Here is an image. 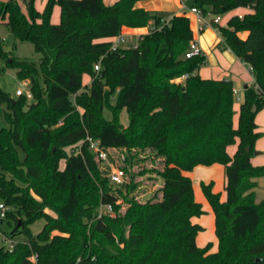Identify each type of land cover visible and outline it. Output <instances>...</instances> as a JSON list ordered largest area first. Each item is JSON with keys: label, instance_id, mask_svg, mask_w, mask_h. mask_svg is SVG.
<instances>
[{"label": "trees", "instance_id": "trees-1", "mask_svg": "<svg viewBox=\"0 0 264 264\" xmlns=\"http://www.w3.org/2000/svg\"><path fill=\"white\" fill-rule=\"evenodd\" d=\"M137 1L47 0L43 11L36 0L0 1V19L41 54L37 63L7 57L0 47V58L31 81L33 93L32 99L12 97L0 87L9 123L0 126V200L13 208L4 230L24 236L13 251L0 247V264H264V199L256 190L264 165L252 162L264 135L256 122L264 108V0L192 5L204 14L244 9L218 27L225 46L255 78L245 90L237 125L233 81L202 78L204 53L185 57L194 39L190 18L174 15L166 23L165 15L136 7ZM55 6L61 10L58 23L52 21ZM151 21L137 45L112 49L109 39L124 27H147ZM85 74L92 77L89 87ZM123 110L127 127L119 121ZM87 136L103 148L151 149L163 163L157 171L163 180L159 196L141 201L132 195L137 183L129 181L128 207L120 212L115 187L125 184L102 175ZM215 164L225 168V198L214 181L201 183L215 218L213 250L212 242L197 243L204 227L195 218L206 211L189 173ZM107 203L117 214L99 217ZM42 218L44 227L34 236L31 225Z\"/></svg>", "mask_w": 264, "mask_h": 264}, {"label": "rangeland", "instance_id": "rangeland-1", "mask_svg": "<svg viewBox=\"0 0 264 264\" xmlns=\"http://www.w3.org/2000/svg\"><path fill=\"white\" fill-rule=\"evenodd\" d=\"M7 1V0H0ZM47 0H36L35 7L36 9L43 11L46 5ZM186 4L190 5V0H186ZM53 21L60 22V17H55L56 9L54 8ZM232 13H227L224 17L223 24L227 21L229 16ZM59 20V21H58ZM54 22V23H57ZM194 26V23L192 24ZM192 26V27H193ZM0 47H2L7 52V57L17 56L22 60H29L39 62L41 54L35 51L33 43L29 41H20L14 37L8 26L0 19ZM89 76H84V84L89 87ZM184 81V80H182ZM0 87L6 92L10 93L12 97H16V91L22 89L24 91L31 90V81L22 80L18 76V70L16 67L7 65L5 59L0 58ZM241 100L235 99L234 101V123L238 124V115L240 110V105L244 100L243 93L239 94ZM110 103L112 105L116 104V95L111 94L108 96ZM6 105L0 106V126L8 127L9 123L5 116ZM259 118L263 121L262 128H264V108L261 109ZM120 123L127 127L128 124V114L126 110H123L120 113L119 117ZM264 131V130H263ZM237 149V145H231L229 147V153L233 155ZM256 150L262 152V155L254 157V163L257 165H262L264 162V136H262L256 143ZM68 154L73 153L74 148H66ZM111 160L101 161L96 155V161L102 172V175L108 177V175L117 167L123 168L127 172L126 183L120 188L115 187L118 191L119 199L117 205H119L120 212H125L128 204L125 201L124 196H127V182L134 181L137 183V189L134 191L133 196L137 197L141 201H147L152 199L155 196H159L160 189L162 186L163 180L157 174V171L163 167L162 160L154 155V152L151 149L140 151L136 148L128 149L127 147H110L109 148ZM21 158L23 159L25 153L23 150H20ZM64 159L61 160L60 167H64ZM201 170H193L189 173L194 180L196 198L202 202L203 208L205 209V214L195 218L196 222L201 224L204 229L199 233L197 238V243L199 246H205L209 242H213V250H216L218 247L217 236L215 232V221L214 214L210 208V205L202 191L201 183L202 182H211L214 181V190L222 193V197H225V184H226V175L225 168L223 165H213V166H201ZM128 168V171H127ZM20 183V182H19ZM257 197L259 200L264 198V177L260 179V185L258 186ZM131 195V196H132ZM50 213L56 215L52 210H49ZM117 213L114 210L113 215ZM45 224V219H39L31 225L32 232L34 236L42 230ZM8 229L6 223L3 225V229ZM18 238H24V236H19Z\"/></svg>", "mask_w": 264, "mask_h": 264}, {"label": "crops", "instance_id": "crops-1", "mask_svg": "<svg viewBox=\"0 0 264 264\" xmlns=\"http://www.w3.org/2000/svg\"><path fill=\"white\" fill-rule=\"evenodd\" d=\"M116 1L117 0H105V3L109 5V4H113ZM193 2L194 0H190L191 4L188 5L186 4V0H139L136 2V7H140L145 10L152 11V12H158L160 14L165 15L167 18H170L174 15H186L187 17H189L191 21V28L193 30L194 40H196L199 43L206 57L205 64L199 70V74L201 75V77L209 78V79L232 80L234 83V89L239 91V94L243 93V97H245V90L248 87L255 85V78H254V75L252 73L250 66L244 61H242L232 49L225 46L223 37L221 36L219 29L217 27L206 26L204 28H201V25L199 24L197 20V15L190 10V8L193 5ZM55 9H56L55 17L61 18L60 7L55 6ZM227 13H232V15L233 14H243L244 9H237V10L227 12ZM227 13L221 14L222 18L219 23V26L227 25L229 18L232 16V15L229 16L227 21L223 24L224 17ZM211 18H212L211 15L207 16L208 21H210ZM53 22H57V21H53ZM193 23H194V26L192 25ZM152 27H153V22L151 21L147 27H142V28L124 27L122 30V33L130 37H133L134 39H137V37H141L142 35L148 33ZM113 39L114 38H111L109 40L113 41ZM86 75L88 74H85L84 76ZM88 76H89L88 83L90 84L92 81V77L90 75ZM176 81L182 82V79L178 78L176 79ZM260 112L261 110L257 113L256 122L258 124V131L264 133L263 131L264 128H262L261 126L263 123L262 122L263 120L259 118ZM257 152L258 154L256 155L254 154L252 158V162L254 165H257L254 163V157L258 155H262V152L260 151H257ZM215 165H219V164H215ZM262 165H264V162ZM200 168L202 167L197 166L195 169L197 170L199 169L201 171L205 170V169H200ZM260 179H259V185H260ZM205 183H209V182H205ZM224 198L225 197H223V199ZM214 221H215V218H214ZM217 243H218V239H217ZM213 246H214V243H213Z\"/></svg>", "mask_w": 264, "mask_h": 264}, {"label": "built area", "instance_id": "built-area-1", "mask_svg": "<svg viewBox=\"0 0 264 264\" xmlns=\"http://www.w3.org/2000/svg\"><path fill=\"white\" fill-rule=\"evenodd\" d=\"M190 10L197 15V20L199 24L201 25V28H204L206 26H215L217 28L219 27V23L222 18L221 14H213V13L204 14L200 8L194 7V6H192ZM208 15L212 16L210 21L207 20ZM170 18H165L163 19V21L168 23ZM141 37H137V39H134L133 37H130L126 34L121 33L118 36L114 37L112 41V49L116 50L120 46L137 45ZM200 54H203V51L199 43L194 39L191 40L189 51L187 52L185 57L188 58V57H191L194 55H200ZM101 67H102L101 60L95 63L94 68L97 74L100 73ZM189 75H190L189 73L184 74L182 77H180V79L185 80L186 78L189 77ZM23 94H25L29 99L33 98V93L31 90L24 91L22 89H18L16 91V95H23ZM234 98L237 100H241L239 91H237L236 89H234ZM86 140L89 142V148L98 156L99 160L101 161L111 160L109 148H103L100 145V142L95 140L91 136H87ZM78 148L79 149L75 150V154L80 153L81 151L80 146ZM126 176H127V172L121 167L115 168L108 175L111 181L118 185H122L126 183ZM12 209L13 208L9 204L0 200V247H5L9 251H13L17 243L24 241V238H18L19 236L11 237L3 229V225L6 223L8 219V213ZM113 213H114L113 205L110 203H107V204H101L98 215L99 217L103 215L113 216ZM31 260L37 263V254H34L31 257Z\"/></svg>", "mask_w": 264, "mask_h": 264}, {"label": "water", "instance_id": "water-1", "mask_svg": "<svg viewBox=\"0 0 264 264\" xmlns=\"http://www.w3.org/2000/svg\"><path fill=\"white\" fill-rule=\"evenodd\" d=\"M254 111H255V112L257 111V108H256V107H254ZM247 150H250V149L247 148ZM254 154L256 155V154H258V152L256 151Z\"/></svg>", "mask_w": 264, "mask_h": 264}]
</instances>
